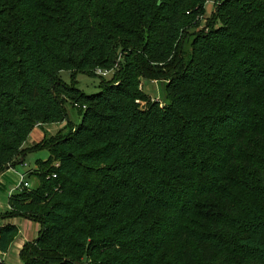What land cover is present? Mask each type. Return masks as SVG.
<instances>
[{"label": "trees", "instance_id": "16d2710c", "mask_svg": "<svg viewBox=\"0 0 264 264\" xmlns=\"http://www.w3.org/2000/svg\"><path fill=\"white\" fill-rule=\"evenodd\" d=\"M206 3L0 0V172L50 153L0 214V254L20 216L41 226L21 264H264V0ZM119 53L100 91L73 83Z\"/></svg>", "mask_w": 264, "mask_h": 264}, {"label": "rangeland", "instance_id": "374dc122", "mask_svg": "<svg viewBox=\"0 0 264 264\" xmlns=\"http://www.w3.org/2000/svg\"><path fill=\"white\" fill-rule=\"evenodd\" d=\"M214 11V5L212 2H208L206 4V15L210 16L212 14V12ZM208 22L203 20L202 21V27L198 28V30L201 29H205L208 30L206 25ZM121 54L119 53L118 58H117V65L115 67H113L111 70H109V72L106 75H102L100 74L97 70L95 72H93V74H87V73H78L75 76V81H72V71L69 70H65L61 72V77L62 79L66 82V83H75L77 84V87H79L80 89H82L83 91H85V93H96L98 91L101 90V84H102V80L104 81H111L113 79H115L116 77L118 78V74H119V68L120 67V60H121ZM166 82H168L167 79H154V80H143L142 84H141V88L143 90H145V92L150 95L152 100H159L161 103H164V91H165V84ZM142 106H147L146 102H141ZM66 108H67V112H68V120L73 123V124H78L81 121V114L80 112L73 107V104L70 102L66 103ZM66 122H64L63 124L60 125V127H65ZM53 125H44L41 122L36 123L35 127L33 128L29 139L30 142H34L33 140L36 139V134L38 135V138L40 137L41 133H44L43 131H47L46 129L48 127H51ZM45 128V130H43ZM53 134H56L53 133ZM37 138V139H38ZM49 151L47 149H41V150H37V151H33V152H29L26 155V158L24 159L23 163L18 164L16 167L17 169H19V173H22L23 171L25 172L28 169L34 168L37 164V162L42 159L45 160L49 157ZM18 158H20V156H16L14 159V162L18 161ZM17 164V163H16ZM23 170V171H22ZM23 174V173H22ZM28 177H26L27 179ZM21 176L17 175V181L16 183L12 186L11 191H14L15 189V185L18 183V181H20ZM28 182L30 183V187H34L38 182L36 178H29ZM15 192V191H14ZM9 195V194H8ZM7 194L5 195V198H7L8 196ZM11 196V195H9ZM9 210H12L11 207L9 208ZM7 212V211H6ZM5 213V212H4ZM1 213V214H4ZM13 218V221L18 222L19 224L22 223L25 224L26 226H24L28 231H31L32 235H36L35 233L37 232V229L39 227V225L36 223L35 227H30L28 228V224L27 222L22 219V218H17V217H11ZM10 218H5L3 219L4 221L8 220ZM13 223V222H12ZM19 257L14 253V249H11L9 251V256L5 258L6 264H21L19 262ZM82 264H91L86 258H83Z\"/></svg>", "mask_w": 264, "mask_h": 264}, {"label": "crops", "instance_id": "0c3cea01", "mask_svg": "<svg viewBox=\"0 0 264 264\" xmlns=\"http://www.w3.org/2000/svg\"><path fill=\"white\" fill-rule=\"evenodd\" d=\"M208 2H212L213 5L215 6L216 3H217V0H207V3ZM206 3V4H207ZM66 122V121H65ZM64 123V122H63ZM63 123H59V124H55L51 127H48L46 130L47 131H43L44 133H41L40 137L38 138V135L36 134V139L33 140L34 142H39L41 141L46 135H53V133L59 131L60 129L64 128V127H60L61 124ZM45 130V128L43 129ZM34 132V131H33ZM32 132V133H33ZM38 138V139H37ZM28 154V153H27ZM25 154V157L22 156L21 157V160H24L26 158V155ZM20 163H23L22 161ZM20 163H17L20 164ZM17 165H11L7 168H5L3 171L0 172V214L1 213H4L6 212L7 210H9L10 208V205H9V198H10V190L12 188V186L16 183V179H17V175L18 176H21L22 173L24 174L25 172L23 171L22 173H19V169H17ZM32 169V168H31ZM8 195L7 198H5V195ZM17 218H22L24 219L27 224H28V228H30L31 226L32 227H35V224L37 223L39 225L38 229H37V232L35 233L36 235H32L31 231H28L24 226H26V223L22 225L19 224L18 222H15L13 221V218H10L6 221L2 220V223L5 224V223H12L15 224L18 228H19V234L17 235V237L15 238V240L13 241V243L11 244L8 252L6 253H3L2 254V258H3V261L6 263L5 261V258L9 256V251L11 249H14V253L19 257V262L21 263V259H20V251L22 249V247L24 246V244L26 242H30V241H33L34 239H36L39 235V231H40V224L39 222H36V221H33L31 219H27V218H24V217H20L18 216Z\"/></svg>", "mask_w": 264, "mask_h": 264}, {"label": "built area", "instance_id": "2783aa9c", "mask_svg": "<svg viewBox=\"0 0 264 264\" xmlns=\"http://www.w3.org/2000/svg\"><path fill=\"white\" fill-rule=\"evenodd\" d=\"M97 71L102 75L103 74L106 75L109 72V70H102V69H97ZM15 186L16 187H15L14 191L22 190L25 187H27V188L30 187V183L26 180L25 173L21 175L20 181H18V183ZM14 191L10 190L9 194L12 195L14 193ZM0 261H3L2 254H0Z\"/></svg>", "mask_w": 264, "mask_h": 264}]
</instances>
